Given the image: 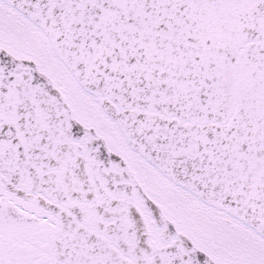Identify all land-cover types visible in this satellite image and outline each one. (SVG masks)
Returning a JSON list of instances; mask_svg holds the SVG:
<instances>
[{"label": "snow or ice", "instance_id": "6c2138e0", "mask_svg": "<svg viewBox=\"0 0 264 264\" xmlns=\"http://www.w3.org/2000/svg\"><path fill=\"white\" fill-rule=\"evenodd\" d=\"M0 264H264V0H0Z\"/></svg>", "mask_w": 264, "mask_h": 264}]
</instances>
